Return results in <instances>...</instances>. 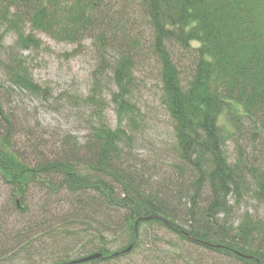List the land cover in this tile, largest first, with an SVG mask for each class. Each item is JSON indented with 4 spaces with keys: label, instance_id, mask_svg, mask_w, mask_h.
<instances>
[{
    "label": "trees",
    "instance_id": "1",
    "mask_svg": "<svg viewBox=\"0 0 264 264\" xmlns=\"http://www.w3.org/2000/svg\"><path fill=\"white\" fill-rule=\"evenodd\" d=\"M8 33L14 41L3 49ZM41 33L71 43L89 39L100 77L82 102L95 107L85 139L64 135L58 154L36 155L39 160L30 163L16 150L13 137L21 130L3 100L12 96L9 91L50 94L19 54L38 49ZM150 62L172 126L178 163L171 166L185 174L186 185L166 179L156 187L141 171L145 165L128 159L136 134L144 131L143 115L132 101L135 73ZM2 65L0 180L11 188L13 207L27 211L33 186L44 188L48 201L65 195L56 221L40 222V235L61 242L46 264H107L137 251L149 261L159 255L158 242L172 248L159 260L169 254L171 260H186L182 251L191 245L243 264H264V218L244 211L234 228L227 219L232 197L238 203L250 196L264 206V0H0ZM103 71L115 86L110 96L115 127L104 120L105 102L97 94L100 78L108 74ZM64 95L72 102L77 98ZM228 142L235 143L232 161ZM151 215L170 225L145 218ZM152 225L175 238L150 233ZM29 248L21 243L17 249ZM97 252L100 258L79 261ZM3 256L0 252V264H7Z\"/></svg>",
    "mask_w": 264,
    "mask_h": 264
},
{
    "label": "rangeland",
    "instance_id": "2",
    "mask_svg": "<svg viewBox=\"0 0 264 264\" xmlns=\"http://www.w3.org/2000/svg\"><path fill=\"white\" fill-rule=\"evenodd\" d=\"M38 36L41 38L38 49L22 50L19 54L32 73L33 79L42 86H48L50 94L43 98L41 95H32L25 91H9L12 96L4 93L8 100H3V107L11 115L13 126L21 130L13 137L16 150L26 162L30 163L35 162L37 157L50 158L58 154L60 141L64 135L69 134L79 142L85 139L87 122L94 119L91 116L95 107L82 102H85L83 98L87 95H92V86L100 77L97 76L99 71H95L97 58L89 39L81 43H71L57 41L42 33ZM13 41V35L6 34L3 39V49L12 47ZM175 51L177 54L180 52L179 49ZM176 60L179 63L182 58ZM182 64L185 62L182 61ZM0 71H4L3 65ZM101 74H107L100 78L101 91L97 93L105 102L103 118L111 127H115L117 123L115 107L110 103L111 92L115 90V86L112 84L109 71L105 73L103 71ZM0 79H4V74L1 72ZM160 86L153 62L136 71L132 101L137 104L143 115L144 131L136 134L133 155L128 158L131 162L145 165L146 168H141V171L156 187H161L166 179L175 180L178 184L186 183L185 174L182 176L177 174L171 166L178 161L173 154L174 139L171 122L160 101ZM64 94L76 96L78 102L69 101ZM226 153L232 161L236 156L235 143H227ZM181 177L185 182L180 181ZM44 191V188L38 186L31 187L26 199L27 211L20 212L13 207L10 197L11 188L0 180V252L4 253L2 261L5 263L46 264L54 260L55 250L52 247L61 245V242L55 244V239L46 238L38 232L43 226L40 224L42 220L50 218L56 221L54 214L60 213L59 209H62L60 205L64 206L65 195L63 193H59L58 196L51 195L48 201L47 197L43 196ZM241 200L235 203V197L230 198L232 212L227 219L232 228L237 226L244 211H248L254 217L264 218L262 204L250 196H245ZM182 210H185L184 207ZM179 222L187 225L183 221L179 220ZM44 225L47 226L48 223ZM148 230L168 240L175 238V235L161 226L152 225ZM21 243L30 248L18 250ZM155 248L159 255H152L149 261L139 258L137 251L126 258L107 264H243L235 259H225L212 251L191 245L188 248L186 246L182 251L187 257L186 260H171L170 254L169 259L159 260V256L163 257L166 250L172 248L161 242L155 244Z\"/></svg>",
    "mask_w": 264,
    "mask_h": 264
},
{
    "label": "water",
    "instance_id": "3",
    "mask_svg": "<svg viewBox=\"0 0 264 264\" xmlns=\"http://www.w3.org/2000/svg\"><path fill=\"white\" fill-rule=\"evenodd\" d=\"M154 217H157L158 219H160L161 221H163L165 224L167 225H170V222L166 219H164L163 217L161 216H156V215H151L149 217H145L147 219H151V218H154ZM132 244L129 245L125 251H129L130 248H131ZM102 256V254L100 252H97V253H92V254H89V255H86V256H83L79 259V261H87V260H91V259H95V258H100ZM258 263V262H257Z\"/></svg>",
    "mask_w": 264,
    "mask_h": 264
}]
</instances>
